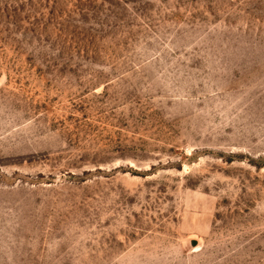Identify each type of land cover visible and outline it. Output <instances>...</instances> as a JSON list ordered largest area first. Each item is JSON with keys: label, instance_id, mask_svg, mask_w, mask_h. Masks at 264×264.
I'll return each instance as SVG.
<instances>
[{"label": "rangeland", "instance_id": "374dc122", "mask_svg": "<svg viewBox=\"0 0 264 264\" xmlns=\"http://www.w3.org/2000/svg\"><path fill=\"white\" fill-rule=\"evenodd\" d=\"M0 264H264V0H0Z\"/></svg>", "mask_w": 264, "mask_h": 264}]
</instances>
